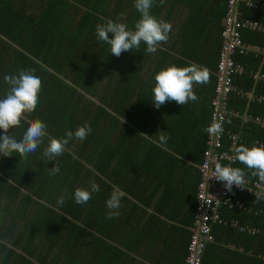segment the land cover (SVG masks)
Here are the masks:
<instances>
[{"label":"trees","instance_id":"1","mask_svg":"<svg viewBox=\"0 0 264 264\" xmlns=\"http://www.w3.org/2000/svg\"><path fill=\"white\" fill-rule=\"evenodd\" d=\"M205 1L164 0L161 3L154 0L151 14L164 20V17L169 18L164 11L185 8L189 13L187 24H194L197 29L208 28L210 20L222 19L224 8L221 6L216 14H202ZM244 16L264 27V11L247 10ZM139 18L134 0H0V98H4L9 88L3 79L6 74L16 75L23 69H33L42 80L35 111L25 114L21 125L10 129L8 134L20 139L26 121L37 118L47 125L48 136L53 138L63 137L66 130L74 132L85 123L91 125L86 139L73 138L66 151L56 158L59 174L49 170L55 161L44 162L42 153L47 137L36 152L26 158L18 153L8 157L0 155V203L4 205L0 207V264H101L102 258L105 264H122L123 258H128L131 252L138 256L147 252L150 243L144 231L134 244L131 233L129 239L124 238V223L131 221L136 216L134 213L124 222H121V214L112 219L104 214L101 218L99 191L93 192L86 204H77L73 199L76 188H86L93 182L100 190L102 174L111 181L108 183L105 179L108 194L113 193L114 185L126 186V173L132 176L130 183L139 182L141 173L148 172L147 153L151 154V148L153 158L149 164L153 166L156 184H170L177 175L174 165L179 164L178 159L171 155L162 157L164 149L154 143L149 144L147 151V139L143 136L152 133L155 127L157 131L162 130L164 119V110L160 109L163 105L158 109L154 107L151 81L143 75V72L158 69L146 56V45L141 43L139 50L125 51L117 57L110 53V46L96 36L97 24L112 20L134 30ZM216 28L203 36L212 54L204 63L213 70L217 68L221 49V36L215 32ZM241 36L246 42L264 47V31L243 28ZM161 50L157 49V55L162 54ZM234 58L245 66L250 61L255 65L258 62L253 56L239 52ZM258 87L259 93L264 95V82H259ZM236 94L231 96L232 103ZM257 101L255 98L253 108H257L258 113L250 112L247 123L231 117V128L243 138L240 145L264 146V128L256 119V115L264 116V102ZM3 134L0 130V135ZM103 146L105 152L107 147L113 149H109L101 164ZM136 150L145 152L141 165L136 163ZM18 167H23L24 171L19 181L15 176ZM236 167L243 169L251 180L258 181L243 164L237 162ZM50 188L56 189L51 191ZM65 193V203L60 206L57 198ZM231 195L234 200L243 201L245 207L221 209L223 221L238 219L241 225L261 233L242 232L223 223L215 224L213 233L231 236L229 241L216 234L220 242L243 250L241 263L264 264V199L258 200L256 195L237 189H232ZM22 196L25 197L18 213L11 216L13 205ZM44 200L52 205L48 206ZM195 202L197 204V199ZM195 213L196 206L192 221ZM141 221L140 216L138 222ZM192 221L187 223L192 225ZM188 234L184 255H168L172 261L186 264L191 231Z\"/></svg>","mask_w":264,"mask_h":264},{"label":"crops","instance_id":"2","mask_svg":"<svg viewBox=\"0 0 264 264\" xmlns=\"http://www.w3.org/2000/svg\"><path fill=\"white\" fill-rule=\"evenodd\" d=\"M254 1L264 2L258 0ZM227 2L228 0L205 1V8L202 11V14H216L221 9V6L224 8L222 19L219 22L210 20L208 22V28L200 26L199 29H197L194 24H187L184 22L182 20L184 16H182L181 19L180 16L173 15L177 10L185 11V8L175 7L174 9L164 11L169 16L168 19L164 17V21H167L172 25L169 39L167 43L160 44L157 47L158 50L162 48V54L157 55L156 51L155 53H147L146 55L149 57V60L152 61L151 65L155 67L158 66V69L155 72L152 70L143 72V75L150 79V83L152 84L151 88H153L155 84V73L168 65L174 64L177 66H187L189 63H195L207 68L211 75L207 84L194 85V92L198 97L197 101H189L184 105H179L175 101L163 104V107L160 108L162 111L164 110L162 130L157 131L155 127V130L152 133L143 134L147 139V151L149 150V144L154 143L164 149L163 154L161 153L162 157H168L171 155L178 159L179 164L174 165V168H177L178 172L170 181V184L166 185L165 182L156 184V179L153 175V166L149 164L151 163V158H153V149L151 148V154L150 152L147 153L148 166L146 169L148 172L141 173L139 182L135 180V183H130L132 176L131 174L128 175L126 173L128 178L125 181L126 186L114 185V189H111V192L122 193L120 200L121 207L118 209L121 214V222H124L126 219L129 220V214L131 213L136 215L131 221L124 223L125 227L123 233L126 234L124 238L129 239V233H131V240L134 244L135 239L144 231V233L148 235L147 239L150 243L147 252H145L143 256H138L136 252H131L130 256L135 258L131 259L129 258L130 256L128 258H123L122 261H125L122 264H179L172 261V258H168L167 256H174L176 253H179L182 256L185 253L184 246L186 245V240L189 236L188 232L191 231L194 223V221H192V215L196 206L197 188L201 177L199 171V165L203 161V155L201 156V154L204 146L208 145V132L204 131V128L210 124L211 101L214 97L216 84L217 68L213 70L210 66L204 63L211 59L212 54L210 51L211 47L206 43L208 42L205 40L206 37L203 38V36L206 34L205 32L217 26L215 32L219 33L218 35L221 36L222 41L223 23L227 15ZM247 10L264 11L246 4L240 5V11L244 18H249L244 16ZM177 20L182 22L176 25ZM260 24L263 26L262 23ZM249 56L253 55L250 54ZM253 59L258 61L257 65L250 61V63L248 62L245 66L242 62L237 60V62L243 65L244 73H240L235 77L236 83H234V85L236 89L231 96L234 93L237 94L235 99H233V103L231 102V96L229 98L228 108L230 113L223 126V134L225 137L223 143L225 148H228V146L231 145V141L227 138V134L230 132L237 133L240 136L241 140L237 146L243 142L240 132L233 131L231 128V117L240 118L241 121H243V124H245L251 117L250 112L258 113L257 108H253L255 107L254 104H256L253 102L255 98L256 100L258 99L257 103H260L261 101L264 102V95L260 94L258 89V83L264 82V72L262 71L264 62H262L261 58H258L255 55L253 56ZM239 78H241L240 85L238 84ZM248 78H252L251 81H249ZM242 101H244L243 111H241L242 104H240ZM231 103L233 108H231ZM256 117L258 123L264 128V116L256 115ZM228 118L230 119L229 121ZM162 135L168 138L166 143L161 142L160 137ZM109 149L112 151L113 147H107L105 152L103 146L101 151V164L103 163L105 154L108 153ZM145 158L146 155L144 151L136 150V163L138 165H141ZM236 164L237 162L233 167H236ZM138 171L139 169L137 168L136 172ZM23 174V167H18L15 175L17 181H19L18 178ZM105 179L108 183H111L104 174L101 175V189L99 190L101 218H103L104 214L109 211L106 206L107 199L105 196L108 197L112 194L107 193L108 186H106ZM134 179H136V177ZM90 188L91 186H88L84 189L90 190ZM55 189L56 188H50L51 191ZM21 190L28 192L25 188H21ZM24 197L25 196H22L23 200ZM45 202L48 206L52 205L47 201ZM138 213L142 217L140 223L138 222V220H140V216L137 215ZM187 221H192V225L190 222L187 223ZM222 223L223 225L232 226L242 232L247 231L251 234L261 233L258 229L241 225L238 219L223 221L222 218ZM235 224H238V226H235ZM216 234L222 239H229V241H231V236L228 234H221L220 232H216ZM216 234H214V242L211 243L205 251L203 264H243L239 261V258L244 255L243 250L236 249L230 243L220 242ZM101 264H105L104 258H102Z\"/></svg>","mask_w":264,"mask_h":264},{"label":"clouds","instance_id":"3","mask_svg":"<svg viewBox=\"0 0 264 264\" xmlns=\"http://www.w3.org/2000/svg\"><path fill=\"white\" fill-rule=\"evenodd\" d=\"M164 3V0H160ZM154 0H134V7L140 13V18L135 22L134 30H129L125 23L107 21L104 24L96 25V36L99 41L110 46V53L119 57L122 52L139 50L141 43L146 45L147 53H155L160 44L167 43L172 25L162 19H157L151 14ZM109 33L112 34L111 38ZM210 72L207 68L189 63L187 66L168 65L155 73V84L152 88V100L157 109L171 101L179 105L187 104L189 101L198 100L194 92V85L207 84L210 80ZM5 83L9 86L4 98H0V155L8 157L18 153L21 157H27L44 143L48 138L47 146L43 149L44 162L55 161L53 167L49 168L52 174L60 173V165L56 158L66 151V146L73 138L84 140L91 132V125L85 123L78 126L75 131L66 130L61 138L49 137L46 131L47 125L40 119L26 121V128L20 139L8 134L9 130L19 127L21 121L25 120V114L35 111L39 103V93L42 87V80L33 69H23L16 75L4 76ZM204 131L211 135L223 132V121L215 120ZM166 136H161V142H167ZM243 164L251 175L258 178L264 184V146L239 145L234 149V161ZM212 177L216 181L224 183L227 191H232L233 186L245 187V172L239 167L231 165H215ZM99 186L93 182L90 190L76 188L73 192V199L77 204H86L93 192H98ZM264 192V190H262ZM65 195L57 198V204L63 206ZM122 193L113 192L106 201L109 211L106 218L112 219L119 216L118 209L121 207ZM256 199H264V194H256Z\"/></svg>","mask_w":264,"mask_h":264},{"label":"built area","instance_id":"4","mask_svg":"<svg viewBox=\"0 0 264 264\" xmlns=\"http://www.w3.org/2000/svg\"><path fill=\"white\" fill-rule=\"evenodd\" d=\"M241 4L264 10V2L254 0H228L227 2V15L222 31V45L216 70L214 97L211 101L210 124L215 120H222L224 126L230 113L229 98L236 89L234 77L244 72L243 65L235 60V54L237 52L244 55L252 54L264 62V48L246 42L241 36L243 28L264 31V27L256 20L244 18L240 11ZM223 133L224 129L220 134L211 135L208 133V145L204 150L203 161L199 165L201 177L197 188L196 213L187 248L186 264H203L205 251L214 242L213 226L222 223L221 209L238 208L242 210L245 207L243 201L232 198L231 191L225 189L223 182L207 177L213 173L217 163L225 166H233L236 163L233 162L234 149L241 140L240 136L232 132L227 134L231 145L225 148ZM245 180L246 188H237L234 185L232 189L254 195L264 194L262 192L264 184L253 181L246 176Z\"/></svg>","mask_w":264,"mask_h":264},{"label":"rangeland","instance_id":"5","mask_svg":"<svg viewBox=\"0 0 264 264\" xmlns=\"http://www.w3.org/2000/svg\"><path fill=\"white\" fill-rule=\"evenodd\" d=\"M173 15L180 16L181 19H182V16H184V18L182 20L187 23V19L189 17V13L187 10H185V11L177 10V11H175V14H173ZM178 21L179 20H177L176 22H178ZM180 22H182V21H180ZM176 25H178V24H176ZM22 202H23V198L21 197L19 199V201L13 205L12 210H11V216H14L18 212V208ZM0 207H4V205L2 203H0ZM6 242L10 243V241H6Z\"/></svg>","mask_w":264,"mask_h":264}]
</instances>
